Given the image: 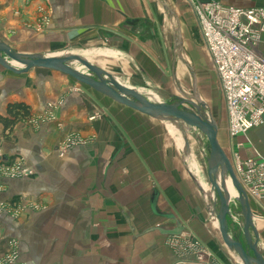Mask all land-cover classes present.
<instances>
[{
	"label": "crops",
	"instance_id": "obj_1",
	"mask_svg": "<svg viewBox=\"0 0 264 264\" xmlns=\"http://www.w3.org/2000/svg\"><path fill=\"white\" fill-rule=\"evenodd\" d=\"M208 1L264 7V0H0V42L24 55L87 52L90 64L122 85L147 98L152 89L169 97L171 29L182 36L195 28L193 4ZM257 52L264 59V36ZM9 102L29 105L32 118L8 139L0 125V155L29 175L0 182V259L13 244L18 264H194L176 250L188 239L215 264H235L206 217L201 189L186 183L163 120L38 68L14 75L0 67V115ZM222 130L226 135L227 123ZM230 139V161L264 156V124ZM153 201L164 217L153 213ZM249 202L264 259V200Z\"/></svg>",
	"mask_w": 264,
	"mask_h": 264
},
{
	"label": "built area",
	"instance_id": "obj_2",
	"mask_svg": "<svg viewBox=\"0 0 264 264\" xmlns=\"http://www.w3.org/2000/svg\"><path fill=\"white\" fill-rule=\"evenodd\" d=\"M193 11L219 80L228 136L246 135L264 124V59L257 52L264 36V7L244 9L208 1L194 3ZM231 164L248 200L263 201L264 156L255 152L243 159L235 154ZM28 175L29 170L21 163L5 165L0 155V182ZM11 247L12 253L0 259V264H18L15 245Z\"/></svg>",
	"mask_w": 264,
	"mask_h": 264
},
{
	"label": "water",
	"instance_id": "obj_3",
	"mask_svg": "<svg viewBox=\"0 0 264 264\" xmlns=\"http://www.w3.org/2000/svg\"><path fill=\"white\" fill-rule=\"evenodd\" d=\"M180 37L181 33L178 29V41ZM71 63L79 64L87 73H81L71 68L69 66ZM0 67L14 75L24 74L35 68L53 71L70 78L77 84L119 105L151 119L180 122L187 128L197 130L205 137L209 146L207 179L211 186V191L214 192L219 202V210L215 214V217L222 243L227 250L235 254L242 264H264V259L257 247V232L253 223L250 202L238 182L231 161L219 144L217 125L211 116L207 118L200 113V109H204L205 106L199 98L195 76L193 77L192 101H182V103L178 104H165L163 102L150 101L143 94L122 85L111 75L98 69L78 55H24L16 53L10 47L0 42ZM185 103L190 105L194 111L181 109V105ZM225 175L228 177L232 189L237 194L235 201L239 205L243 219V241L241 242L231 237L228 232L227 217L229 216L230 200L223 187V178ZM151 209L156 216L164 217L157 213L156 201L152 202ZM157 230L161 232L160 229ZM181 233V229H178L177 231L166 232V235L175 236Z\"/></svg>",
	"mask_w": 264,
	"mask_h": 264
},
{
	"label": "rangeland",
	"instance_id": "obj_4",
	"mask_svg": "<svg viewBox=\"0 0 264 264\" xmlns=\"http://www.w3.org/2000/svg\"><path fill=\"white\" fill-rule=\"evenodd\" d=\"M176 29V26L173 25L168 47L170 62L175 71V74L172 73L173 80L172 87L170 88V95L169 97L159 96L162 95L161 92L166 91L152 89L151 92H146L148 93V98H150L152 102H163L165 104H178L182 103V101H192L193 77L195 76L198 95L205 106L204 109H200V113L207 118L211 116L214 120L219 129L218 140L221 144L220 146L222 150L227 153V157L232 158L233 153H231L232 151L230 149L232 141L227 133L224 135L222 130L223 125L227 123L223 95L220 90L219 80L212 67L210 57L205 50L202 39H200L198 23L195 24V28L192 30L189 29V32H184L179 41ZM183 30H186L185 25L183 26ZM41 55H78L81 58L89 59V63H91V58L88 56L87 52H75L71 48H65L60 51L44 52ZM69 65L73 69L77 66L80 67L77 63ZM82 69L87 73L84 68ZM180 108L183 110L194 111V109L186 103L182 104ZM164 125L167 126L169 131H171L170 134H173L171 140L173 141L176 151H178L179 157L183 159L187 185H189L195 193L197 188L201 189V195L204 199L203 205L205 206L204 209H206V217L210 221L212 220L217 226L215 214L219 210V202L214 192L211 191V186L207 179V159L209 157L207 140L197 130L189 129L180 122L168 120L164 121ZM224 145L226 147H224ZM189 176L193 179L192 181ZM229 200V216L227 217L228 232L231 237H234L241 242L243 241V219L240 208L234 198H229ZM24 208L40 210L43 206L27 205ZM160 223L168 224L169 222L160 221ZM170 240H167L168 245L173 241ZM184 244L180 248H176V250L177 252H180L181 256H185L186 262H188V259L194 258V261H197L194 264H215V257L213 254L203 248L202 245L192 244L188 239ZM11 249L9 253H12ZM233 260L235 264H242L236 258L235 254L233 255Z\"/></svg>",
	"mask_w": 264,
	"mask_h": 264
},
{
	"label": "trees",
	"instance_id": "obj_5",
	"mask_svg": "<svg viewBox=\"0 0 264 264\" xmlns=\"http://www.w3.org/2000/svg\"><path fill=\"white\" fill-rule=\"evenodd\" d=\"M32 118V112L24 102H9L5 108V114L0 115V125L3 137L8 139L19 122L28 121Z\"/></svg>",
	"mask_w": 264,
	"mask_h": 264
},
{
	"label": "bare ground",
	"instance_id": "obj_6",
	"mask_svg": "<svg viewBox=\"0 0 264 264\" xmlns=\"http://www.w3.org/2000/svg\"><path fill=\"white\" fill-rule=\"evenodd\" d=\"M197 19V18H196ZM66 56V55H65ZM86 60V59H85ZM88 61V60H87ZM89 62V61H88ZM71 65H72V63H71ZM70 66V65H69ZM78 67V66H77ZM81 67V66H80ZM80 67H78V68H80ZM74 69H75V67H74ZM82 71H79V72H81V73H86L82 68H80ZM75 70H77V69H75ZM78 71V70H77ZM151 101V100H150ZM189 129H192V128H189ZM194 130V129H193ZM223 187H224V189H225V191H226V193H227V196L229 197V198H236V194H235V192H234V190L232 189V187H231V185H230V183H229V179H228V177L225 175V177L223 178ZM237 258V257H236Z\"/></svg>",
	"mask_w": 264,
	"mask_h": 264
},
{
	"label": "flooded vegetation",
	"instance_id": "obj_7",
	"mask_svg": "<svg viewBox=\"0 0 264 264\" xmlns=\"http://www.w3.org/2000/svg\"><path fill=\"white\" fill-rule=\"evenodd\" d=\"M75 69H77L78 71H82L80 68H78V67H75Z\"/></svg>",
	"mask_w": 264,
	"mask_h": 264
}]
</instances>
